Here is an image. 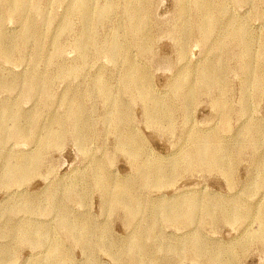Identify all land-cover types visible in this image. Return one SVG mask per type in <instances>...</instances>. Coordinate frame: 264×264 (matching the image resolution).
I'll list each match as a JSON object with an SVG mask.
<instances>
[{
	"label": "rangeland",
	"instance_id": "374dc122",
	"mask_svg": "<svg viewBox=\"0 0 264 264\" xmlns=\"http://www.w3.org/2000/svg\"><path fill=\"white\" fill-rule=\"evenodd\" d=\"M109 1L113 10L99 15L93 0L91 16L81 21L70 13L71 0H42L49 26L41 23L45 36L40 59L32 58V37L21 59L0 58V78L13 83L12 89L0 90V121L4 104L17 105L25 115L24 137L0 145V264H44L54 253L58 262L67 264H134L132 256L144 264H205L213 254V264H264V218L236 216L247 208L264 211V170H260L264 165V90H256L258 75L264 77V0H140V20L148 27L146 48L133 44L130 34L122 41L129 45L126 56L145 73L146 98L125 90L121 80L127 68L124 51L118 48L113 57L105 50L118 26L126 24L123 0ZM207 2L216 12L202 42L191 26ZM221 2L223 7L217 11ZM0 23L4 35L13 39L21 30V15L2 12ZM238 26L243 33L235 38L230 33ZM60 28L61 52L47 59L49 37ZM82 30L87 33L80 42L83 51L73 44ZM205 64L210 65L207 78H211L206 84L213 83L209 89L198 76ZM35 69L45 72L46 79L30 94L24 83ZM58 69L67 70L66 76L57 74ZM181 74L193 87L192 96L184 102L175 91ZM98 81L106 84V94L98 89ZM78 96L86 109L80 136L66 121L63 137L46 141V129H60L58 119L67 117L70 101L80 100ZM156 100L163 102L169 115L150 122L147 116L155 111ZM247 126L257 128L255 137L241 135ZM123 136L133 139L132 151L122 144ZM196 144L227 150L229 169L179 163L159 181L140 175L144 167L167 168ZM23 154L30 159L37 156L36 168L18 181L5 182L1 176L5 168ZM97 162L110 179V193L116 186L133 183L124 194L140 199V213L127 217L124 206L104 202L103 190L93 180ZM71 183H76V191L67 195L65 187ZM50 195L62 198L67 216L81 218L89 225L95 246L104 247L86 251L81 242L66 236L59 227L58 212L49 207ZM25 197L34 203L23 202ZM182 198L198 200L191 222L152 213V204L161 207ZM29 204L35 205L33 210L27 209ZM205 204L213 207L209 214L202 211ZM230 205L238 207L229 211ZM22 225L29 227L31 240L20 237ZM40 228L43 235L34 238L33 231ZM191 238L200 242L201 255L188 245ZM132 239L143 246L139 250L129 246Z\"/></svg>",
	"mask_w": 264,
	"mask_h": 264
},
{
	"label": "bare ground",
	"instance_id": "6f19581e",
	"mask_svg": "<svg viewBox=\"0 0 264 264\" xmlns=\"http://www.w3.org/2000/svg\"><path fill=\"white\" fill-rule=\"evenodd\" d=\"M53 1L56 3L61 2V0H53ZM94 1H95L94 6H96L99 15H103L113 10V4L110 3L111 1L109 0H94ZM91 2L93 4V0H71L70 13L73 15H76L77 17L80 18L81 21H83V19L87 18V16H91V13H92V10L90 8ZM123 4H124L123 5V16L126 20V24L118 26L115 35L110 40V42L105 46V50H107L110 56H113V57L116 55L115 50H117L118 48H121V51L122 50L124 51L125 55H122V57L126 61L127 68L123 71L121 80L125 82L127 85L125 90L129 91L135 97L146 98L148 96V89H147L148 87L146 86L144 82L146 80L145 73L143 69L137 67L134 64V61L132 59L126 56L128 54L129 45L125 44L122 41V39L125 34H130L132 36V39H134L133 44H136L140 50H145L146 40L149 37L148 27L146 26L144 22H142V20H140V10L142 8L140 0H123ZM223 4L224 3L221 2L220 5L216 8V10L218 11L219 9H221L223 7ZM45 9H46V6L42 5V0H0V17H1L2 12H9V11H11L13 14L21 15V28H20L21 30L16 35H14L13 39H12V36L4 35L2 27H1V23H0V58L1 59L8 60V59H12L13 57L15 58L19 57L21 59L22 51L27 46V43L31 37L34 38L32 58L35 61L40 59V57L42 56L40 52L41 51L40 42L42 38L45 36V32H44L45 27L42 28L41 23L44 21V23L47 26H49L48 24L49 17L45 15ZM201 12H202V16L192 22L191 28L194 31L195 36H198L202 42H205L208 36V31L211 29L213 25L216 11L207 2L201 7ZM68 24L69 23H67V25ZM62 28H60L54 36H52L51 34L49 37V49L51 46V51H49L47 55L45 56L47 59L58 57V55L61 52V45H60L61 43L59 41V34ZM242 33H243V28L241 26H238L234 28L230 34L236 38V37L241 36ZM86 35L87 33L84 30H82L79 33L78 41H76V43H74L75 41L73 42L75 48L81 51L84 50V47L82 44H80V42L83 40V38ZM69 67L71 68L72 66H69ZM73 69L75 68H72V70ZM62 70L63 69H58L57 74L59 72L60 73L59 75L64 77L66 76L68 71L66 70L65 72H61ZM209 70H210V65L205 64L198 72V76L202 78V82H204V84L207 86L206 87L207 89H209L210 86L213 84V83L206 84L209 81H211V78H207V74ZM71 72L72 71H70V73ZM44 73L45 72L41 70L35 69L34 73L29 77L27 83L26 84L24 83L26 92L30 94H34L35 85H37L38 82L44 81L46 79V76ZM188 75L190 74L188 73ZM186 78L187 76L185 74L183 75L181 74L180 80L177 81V83L175 84V91L182 97L183 102L185 101L187 96H192V92H193L192 90L193 87L192 86L190 87L188 84L184 82ZM187 82L189 83V81ZM98 84H99L98 89L101 90L104 94H106L107 93L106 84L104 82L99 83V81H98ZM12 85L13 83H8L4 78H0V90L12 89ZM256 90L258 91L264 90V77L261 75H258L257 77ZM78 99H80L79 96H78ZM67 100L69 102V99ZM68 102L66 104H68ZM70 102L71 103L68 105L69 108L67 107L68 110L65 108L68 111L67 112L65 110L67 112V117L65 118L63 116L65 119L63 118L58 119V122L56 123V125H58L60 129H54L51 127H48L46 129L44 133L45 134L44 138L46 141L54 137L56 139L62 138L65 133L64 126L66 124L64 123L66 121L68 122L66 123L71 125L72 129L76 131L77 134H79L80 136V133L84 129L83 124H84V116H85L86 109L84 110L81 99L78 101L71 100ZM156 102L158 103H157V107L155 111L153 113L151 112L148 113V116H147L150 122L157 121L169 115L166 106L163 105V102L160 100H156ZM161 104L162 106L160 107ZM115 110H117V108ZM119 110H117V112H119ZM1 111H2V121H0L1 123L0 124V145H4L6 140H12V139L24 137L25 134H24V127L22 125V119L23 118L25 119V115L20 112L17 105L4 104ZM32 116H33L32 119L34 118L33 120H37V114H33ZM7 119H9V121H6ZM3 123H5V125L4 127H1ZM2 128H4L6 132L3 131ZM256 133H257V128L251 127V126H247L244 128V130L241 131V135L244 136L245 138L247 136L255 137ZM81 138L83 139V135H81ZM122 140H123L122 144L127 145L128 150L132 151L133 139L131 138V136L130 137L127 136L125 138L123 136ZM226 154H228L227 150L221 151L220 149L215 148L209 144H196L192 146L190 149H188L182 155V157H180L177 161H174L171 164H169L167 168L161 167L159 169L152 171L150 170V167L148 166V167H144L145 169L141 170L140 171L141 173L140 172L139 173L140 175L142 174L144 178L153 177L155 181L157 180L159 181L165 176L167 177L168 173L171 170H174L177 167L176 165L179 163L186 164L189 167H192L193 165L198 164L207 169H210V168H213V169L217 168L221 170L229 169L230 166L227 168L228 166L226 165L227 159L224 157ZM30 158H31L30 156H27L24 154L17 156L15 162L13 164L12 163L9 164L5 168L3 174L1 175L3 177V180L5 182L9 181V183L13 180L18 181L20 180V178H22L27 173V171L35 169L36 164H37V156L35 155L33 159H30ZM97 163H96L97 166H95V168L93 169L94 170L93 180H95L96 184H98L103 190L104 202L109 203V206L113 205L114 207L122 205L127 210V213H128L127 217H134L140 211L141 201L139 198L134 197V196L127 198L126 194H124L126 193L125 190L130 189L129 185H132L133 183L132 182H131L132 184L124 183L119 186H116L113 189V192L110 193V191L108 190V183L110 179L104 173L105 170L101 167L99 162ZM262 168L264 170V165L260 168V170H262ZM76 186H77L76 183L75 184L71 183L67 185L65 187V193H67V195L74 194L76 191ZM62 197L64 198V196ZM124 197H126L127 199H125ZM61 200L53 197L52 195H50L49 198H47L51 211L53 210V211L58 212L59 227L60 229H62L64 234L66 236L73 237L74 239L77 240V242L78 241L81 242V245L86 251L92 252V250L96 247H100V248L104 247V245L95 246V243L97 242L94 243L91 240V237L89 236L90 235V232L88 231L89 225L84 224L83 221H81L82 220L81 218L75 217L74 219H72L67 216V214L65 213L66 210L62 208L61 206V202H60ZM23 202L34 203V199L30 197H25L23 199ZM152 205L153 206L151 210L154 215H158V216H161L163 218H166L172 221H178V220H182L185 218L188 220V221H185V223L191 222L192 218L195 216L196 210L199 208L198 200L196 199L194 200L191 198H187V199L182 198L177 201L166 203L161 207H157L154 204ZM26 206H27V209L29 210L30 209L33 210V207H35V205L33 206V204H29ZM223 207H221L220 210L223 212H225V210L227 211V209L226 208L224 209ZM237 207L238 206L230 205L229 211H232ZM202 209H203L202 211L204 214H209L210 211L213 209V207L209 204L208 205L205 204ZM240 214L238 213V215H236L237 218H242L244 217V215L245 217L247 216L249 217V215H253L254 217L255 216L258 217L259 219L264 218V211L262 210V208L261 210H259L258 208L255 210H251L247 208V211H245L242 215ZM151 216L154 217L153 215H150V217ZM151 219L152 218H150V220ZM150 222H151V225L154 223V221H150ZM18 233L23 240H26V241L31 240V236H30L31 232L28 226L22 225L21 227H19ZM43 233H44V229L40 228L38 230H34L32 236L34 238H41ZM261 235H262L261 237L264 238V229L261 230ZM192 237L195 238L194 235H192ZM196 239L194 241L192 239L191 242H188V245L192 247L195 255H201L204 252L203 251L204 249L202 248L200 242H198V239L197 240ZM97 241H98V244H101L100 240H97ZM129 246L134 247L137 250H139L141 246H143V243L142 242L138 243V241H134L132 239ZM107 247H109L110 249V246L107 245ZM58 248H59V244L55 246L56 250H58ZM53 252H55V250ZM210 256L211 258L208 259L207 263L205 264H213V262L215 261V254L210 255ZM131 259L133 260L134 264H144V260H142L138 256H132ZM44 264H67V263L58 262L57 257L54 253L53 255H49L45 258Z\"/></svg>",
	"mask_w": 264,
	"mask_h": 264
}]
</instances>
